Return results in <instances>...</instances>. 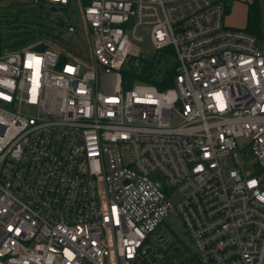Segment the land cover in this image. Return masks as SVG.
I'll return each instance as SVG.
<instances>
[{
    "label": "built area",
    "instance_id": "built-area-1",
    "mask_svg": "<svg viewBox=\"0 0 264 264\" xmlns=\"http://www.w3.org/2000/svg\"><path fill=\"white\" fill-rule=\"evenodd\" d=\"M19 1L86 40L0 51V264H264V6L258 36L226 0Z\"/></svg>",
    "mask_w": 264,
    "mask_h": 264
},
{
    "label": "rangeland",
    "instance_id": "rangeland-1",
    "mask_svg": "<svg viewBox=\"0 0 264 264\" xmlns=\"http://www.w3.org/2000/svg\"><path fill=\"white\" fill-rule=\"evenodd\" d=\"M252 1H255L254 6H253L254 7L253 10H255L256 8L258 10H260V8H262L264 6V0H226V3L228 5V8L230 10L231 15H234L235 17H239V18H241V17L245 18L247 15V12H248V7H247L246 2H252ZM0 6H3V7L6 6L5 8H7L8 11H11V12H8L6 14V16L2 17V19H7L8 14H12L13 17H18V18H14V19H16V21L11 19V21H12L11 23L13 24L14 28L16 27L17 23H20V21H21L20 29H19L21 34L29 31L30 29H34L35 24H36V27H38V28L47 29V30H45V32L42 35H39L38 31H35L34 32V38L32 39V41L30 42L27 39L29 41L28 44L53 40L57 36V34L59 33L60 29L62 27H64V25L66 23L65 19H67V20L69 19L68 22L74 24V26H75L74 45H78V44L83 45L85 40H86L84 37L85 25H84V22L81 18L80 11L78 9H76L72 3H70V6H69V7H71V10L68 9L67 11L61 10L58 5L56 6L57 10L52 11V10H47L44 7L39 8V7L33 6L31 3L23 2V1H19V0H17V1L16 0H13V1L1 0ZM18 9H24V12L20 11L21 14L18 16H15L19 13L17 11ZM60 10L62 12H60ZM30 11H34L33 19H35V20H30L32 18H27V20H23L24 19L23 15H25V13H29ZM70 13H72L71 16H70ZM61 20H64V24L63 23L59 24V21H61ZM0 25H2V26H0V29H3V30L7 29L8 30V27L5 25L4 22L2 23L1 20H0ZM17 30H18V28L13 30L12 31L13 34L8 33L11 35L9 36L7 34L8 38H6V41L15 42V40L19 38L16 35ZM144 33H145L144 36H145L146 41H145L144 45H142V51L149 54V55H153L155 53V50L153 49V47L151 46V44L148 40L147 32L145 31ZM23 111H25L27 113H32V111L30 109H27L25 107L23 108ZM241 158L245 161V163L248 164L246 169L251 170L252 168H251L250 162L253 160V155H252L251 151L249 149H247L245 152H242ZM170 199H171L173 204H176L178 199H179V196H178V194H173ZM158 234H164L165 238L170 236V238L174 242H178L181 244H188L189 248L192 249L190 246L189 238L186 235V232L184 230L183 225L180 222H177V219L175 217H171L168 221H166L164 229H162V230L159 229L155 233V235H158ZM155 235L150 237V242L156 241ZM143 264H144V262H143Z\"/></svg>",
    "mask_w": 264,
    "mask_h": 264
},
{
    "label": "trees",
    "instance_id": "trees-1",
    "mask_svg": "<svg viewBox=\"0 0 264 264\" xmlns=\"http://www.w3.org/2000/svg\"><path fill=\"white\" fill-rule=\"evenodd\" d=\"M254 3L255 1H252V2H246L247 4V7H248V12H247V26H246V29L254 34H257L258 36H260L261 34V28H260V10H258L257 8L255 10H253V6H254ZM0 20L2 21V23L4 22L5 25L8 27V30L6 29H0V51H2V49L4 48H8V49H17V48H21L25 45L28 44V42L32 41V39L34 38V32L35 31H38V34L39 35H42L45 30V28H38L36 27V24H35V28L34 29H30L29 31L27 32H24L23 34H21L20 32V23H17L16 27L14 28L13 24L11 23V19H13L14 21H16V19L14 18H18V17H13L12 14H8L7 16V19H2V17L6 16V14L8 12H11V11H8L7 8H5L6 6H0ZM19 13L15 16H18L21 14L20 11H23L24 12V9H18L17 10ZM2 12V13H1ZM24 16V19L23 20H27V18H32L30 20H35L33 19L34 17V11H30L29 13H25ZM6 20V21H5ZM36 22V21H35ZM61 22H59L60 24ZM2 26V25H0ZM18 30L16 31V35L19 37L18 39L15 40V42L13 41H6V38H8L7 36L13 34V30L17 29ZM2 31V32H1ZM8 33H11V34H8ZM29 33V34H28ZM8 34V35H7ZM30 36V37H29ZM29 41H28V40ZM39 48H42L43 45H39L38 46ZM168 84V83H167ZM161 87V85H159Z\"/></svg>",
    "mask_w": 264,
    "mask_h": 264
},
{
    "label": "crops",
    "instance_id": "crops-1",
    "mask_svg": "<svg viewBox=\"0 0 264 264\" xmlns=\"http://www.w3.org/2000/svg\"><path fill=\"white\" fill-rule=\"evenodd\" d=\"M228 7V5H227ZM226 23L229 26L236 27V28H246L247 26V15L245 18L241 17H235L234 15H231L230 10L228 8L227 14H226Z\"/></svg>",
    "mask_w": 264,
    "mask_h": 264
}]
</instances>
